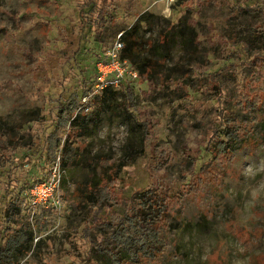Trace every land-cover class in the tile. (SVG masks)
I'll list each match as a JSON object with an SVG mask.
<instances>
[{
    "label": "rangeland",
    "instance_id": "obj_1",
    "mask_svg": "<svg viewBox=\"0 0 264 264\" xmlns=\"http://www.w3.org/2000/svg\"><path fill=\"white\" fill-rule=\"evenodd\" d=\"M89 2L96 6L95 23L86 36L78 10ZM180 2L0 0V130L13 135L12 128L26 122L15 137L23 135L24 147L12 150L0 144V161L10 159L0 168V220L9 182L20 189L47 176L50 162L37 154L48 148L58 102L74 100L87 88L84 75L94 74L95 50L108 48L142 14L153 15L151 26L141 24L140 34L151 42L157 39L159 17L174 25L187 20L189 34L196 37L189 91L162 84L178 74L180 58L189 59L175 43L170 59L159 62L160 77L146 74L136 81L131 113L122 106L121 89L110 88L116 91L110 107L105 106L81 136L70 139L77 160L60 168L58 209H30L25 191L16 200L5 235L25 233L23 242L29 248L17 264H81L91 255L94 250L82 233L85 213L79 191H88L90 179L101 181L103 203L91 213L100 217L131 210L142 190L165 200L172 231L167 253L147 264H264V201L251 211L244 208L248 182L240 174L243 166L264 156V15L239 8L264 6V0ZM233 35L236 41L230 39ZM96 111L94 101L87 113ZM220 112L227 120L237 119L240 143L198 171L206 159L203 145L215 136ZM131 134L143 138V154L118 170L121 148ZM100 155L111 158L98 165L95 157ZM87 264L104 261L89 258Z\"/></svg>",
    "mask_w": 264,
    "mask_h": 264
},
{
    "label": "trees",
    "instance_id": "obj_2",
    "mask_svg": "<svg viewBox=\"0 0 264 264\" xmlns=\"http://www.w3.org/2000/svg\"><path fill=\"white\" fill-rule=\"evenodd\" d=\"M182 1L183 0H181L180 3L183 4ZM189 8V5H186V10H190ZM239 8L246 13H262V15H264V6L258 3ZM95 9L96 6L90 2L83 3L79 6L78 20L82 23L81 27L86 30L84 33L86 36L88 33H91L93 23H95V18H93ZM104 17H106V14ZM112 17L113 15L110 16V18ZM151 17H153V15L142 14L137 22L124 31L122 34V42L124 44L122 58L126 59L131 66L138 71L140 77L146 74L151 78L154 76L160 77V70L157 68L160 60L164 62L166 59H170L171 49L174 47L173 45L175 43H180L183 50H185L184 54H187L189 59L180 58L177 65L179 70L178 74L173 76L169 82L163 80L162 84L167 88L173 84H178L180 87L185 86L189 91L191 81L195 77L193 65H190V56L194 54V50L192 49H194L196 42V37L193 34H189L191 25L188 24L187 20H180L174 25L170 23L168 19L156 18L157 22L160 21L158 25L159 32L156 41L151 42L150 39H144L142 35H140L142 28L141 24L145 23L151 26ZM230 39L236 41L234 35L230 36ZM93 41L99 46L100 40L96 36ZM155 48L159 50L158 53L152 51L155 50ZM95 52H98V55L96 54L94 56L96 60L102 57L104 50H95ZM202 64L203 63H198V65ZM208 74L209 73H207V75ZM211 76L213 77L214 74H211ZM84 78L86 79L84 82L87 88L82 91L80 96L75 95L76 98L74 100H72V97H69L66 102H58L56 105L57 112L53 120V129L49 133L50 135L48 138L50 139L48 148L45 152L39 151L37 154L38 157L46 158V160L50 162V165H52L57 158H59L60 165L63 167L68 164L71 166L75 163L77 160V153L69 147L70 139L81 136L91 120L95 123L97 122L96 115L99 116L105 106L110 107V98H112L114 92H116L108 88L98 95H92L86 105L90 108V105L96 101L97 111L95 113H87L88 110L85 109L86 106H82L81 99L91 92V88L95 82V73L89 77L84 75ZM136 86L137 85L132 82L121 83L120 93L123 98L122 106L128 113H131L134 107ZM187 90L185 91L186 96L189 94ZM69 112L70 115L68 114ZM131 116L138 122L135 114H131ZM32 120L34 121L35 119ZM236 121V118L227 120L225 116L221 115V112L219 113L218 121L213 128L215 136L203 145L202 152L206 159H203L198 171L203 169L204 164L210 161H217L218 158L224 156L223 154L228 152L232 153L236 150L241 139L239 135L241 130ZM25 123L26 122H22L17 127L14 126V128H12L14 131L13 135H5V133L0 130V144H3V148L6 149L10 147L8 149L13 150L25 146L23 135L20 136V139L15 138L16 134H19L21 131L20 129ZM140 124L145 128L144 122ZM1 137H5V139L2 140L3 142H1ZM143 150V138L140 137L136 139L132 137L131 134L121 148L118 170L132 164L138 156L143 154ZM25 154L27 156L28 153ZM32 155H35V152L30 154L31 158ZM102 158L101 155L96 156V164L99 165V162H102V160H110L111 157L107 156L105 159ZM2 159L3 160L0 161V168L8 161L10 162V159H6L5 157ZM186 181H188V179H186ZM33 182L35 181H32L28 187H20V189L11 182L6 185V209L3 218L0 220L2 224L0 228V264H17L18 258L29 251V248H27V241L25 243L23 242V237H26L25 233H22L19 237H17V235L9 236L5 234L10 228L8 220L10 210H13V213L17 210L15 202L22 197L24 191L28 200L26 193ZM100 182V180L94 181L90 179L88 182V191L86 189L79 190L83 198L82 210L85 213L82 233L85 238H88L92 250H94L90 256L87 253L86 258L82 259L81 264H87L89 258H94L96 261L103 260L104 264H147L157 262L167 253L169 236L172 232L171 223L169 221L171 215H169L165 200L162 197L157 198L155 193L153 195L149 190H142L134 196V202L137 204L131 210H122L117 214L108 213L106 215L104 212L102 213V217H100L95 213L91 214L92 208H98L103 203V191ZM88 205L90 206L88 207ZM87 224H93L94 228L90 231L87 230ZM92 231L94 232L93 235L91 233ZM3 239H6L4 245Z\"/></svg>",
    "mask_w": 264,
    "mask_h": 264
},
{
    "label": "built area",
    "instance_id": "obj_3",
    "mask_svg": "<svg viewBox=\"0 0 264 264\" xmlns=\"http://www.w3.org/2000/svg\"><path fill=\"white\" fill-rule=\"evenodd\" d=\"M122 34L123 32L119 33L114 42L104 50L102 57L95 60V82L91 92L81 99L82 106H86V110H89L86 103L92 95H98L107 88H120L123 82L135 84L139 80L138 71L126 59L122 58L124 47ZM60 168L59 158H57L49 168L47 177L30 185L26 193L30 209L37 207L58 209L61 206L59 194Z\"/></svg>",
    "mask_w": 264,
    "mask_h": 264
},
{
    "label": "clouds",
    "instance_id": "obj_4",
    "mask_svg": "<svg viewBox=\"0 0 264 264\" xmlns=\"http://www.w3.org/2000/svg\"><path fill=\"white\" fill-rule=\"evenodd\" d=\"M240 174L248 182L246 184L248 199L244 208L251 211L264 201V156L247 163Z\"/></svg>",
    "mask_w": 264,
    "mask_h": 264
}]
</instances>
